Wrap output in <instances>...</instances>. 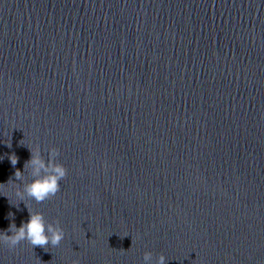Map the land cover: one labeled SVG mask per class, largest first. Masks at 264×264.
Wrapping results in <instances>:
<instances>
[{"label":"water","instance_id":"water-1","mask_svg":"<svg viewBox=\"0 0 264 264\" xmlns=\"http://www.w3.org/2000/svg\"><path fill=\"white\" fill-rule=\"evenodd\" d=\"M0 157V232L65 230L0 264H264V0H0Z\"/></svg>","mask_w":264,"mask_h":264},{"label":"clouds","instance_id":"clouds-1","mask_svg":"<svg viewBox=\"0 0 264 264\" xmlns=\"http://www.w3.org/2000/svg\"><path fill=\"white\" fill-rule=\"evenodd\" d=\"M58 149H52L54 157ZM2 159V157H0ZM10 161L13 166L18 162V157L15 153L10 155ZM31 167V179L24 185V193L36 202H42L49 197L55 195L61 188L62 179L68 174V168L62 162L56 161L54 158L49 159L46 164L41 158V153L38 148L32 149V157L24 165V169ZM24 169H16L15 179L10 178L6 183H0V190H4L5 186L11 187L15 192L16 197L23 198V194L16 186L15 180L22 179L25 176ZM8 196V195H7ZM29 203V218L22 222L19 226L10 224L9 228L4 232H0V241L6 243L10 248L15 247L21 241L27 240L32 246L40 245L47 246L59 245L65 237L63 226L57 221L55 224L49 223L45 214L30 207ZM144 260L150 264L152 260V252L144 253ZM72 264H80L78 259L72 261ZM158 264H166V256L161 254L158 258Z\"/></svg>","mask_w":264,"mask_h":264}]
</instances>
